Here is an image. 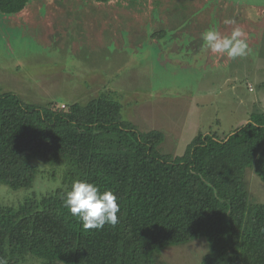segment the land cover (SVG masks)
Listing matches in <instances>:
<instances>
[{"label":"trees","instance_id":"1","mask_svg":"<svg viewBox=\"0 0 264 264\" xmlns=\"http://www.w3.org/2000/svg\"><path fill=\"white\" fill-rule=\"evenodd\" d=\"M32 1L0 0V12L24 20ZM66 108L0 94V188L32 189L36 161L66 165L52 192L30 194L17 206L0 198V257L7 264H155L166 247L201 238L209 252L199 264H264V203L249 202L244 182L252 168L264 183V111L224 138L198 134L175 157L159 150L163 132H140L108 94ZM77 180L116 194L115 227L86 230L64 207Z\"/></svg>","mask_w":264,"mask_h":264},{"label":"rangeland","instance_id":"2","mask_svg":"<svg viewBox=\"0 0 264 264\" xmlns=\"http://www.w3.org/2000/svg\"><path fill=\"white\" fill-rule=\"evenodd\" d=\"M135 1L37 0L24 20L0 12V94L64 110L108 94L140 132H163L159 150L175 157L198 134L224 138L253 111H264V0ZM226 19L244 31L251 49L246 57L230 59L204 47L209 28L231 34ZM35 163L34 187H1L4 204L17 206L61 185L65 164ZM244 182L249 202L264 203V183L252 168ZM208 252L201 238L166 247L155 264H199Z\"/></svg>","mask_w":264,"mask_h":264},{"label":"clouds","instance_id":"3","mask_svg":"<svg viewBox=\"0 0 264 264\" xmlns=\"http://www.w3.org/2000/svg\"><path fill=\"white\" fill-rule=\"evenodd\" d=\"M232 25L230 35H221L215 28L202 33L204 47L212 53L226 55L230 59L243 58L250 54L251 49L244 38L245 33L232 19L224 21ZM118 197L112 190L100 191V188L87 181L77 180L71 185L63 197L64 207L75 216L86 230L102 229L106 224L117 225L120 207ZM0 264L7 261L0 257Z\"/></svg>","mask_w":264,"mask_h":264},{"label":"built area","instance_id":"4","mask_svg":"<svg viewBox=\"0 0 264 264\" xmlns=\"http://www.w3.org/2000/svg\"><path fill=\"white\" fill-rule=\"evenodd\" d=\"M63 108H65V106H63Z\"/></svg>","mask_w":264,"mask_h":264}]
</instances>
